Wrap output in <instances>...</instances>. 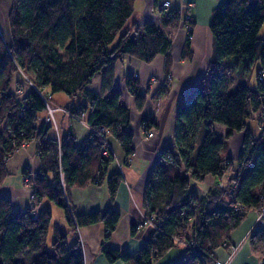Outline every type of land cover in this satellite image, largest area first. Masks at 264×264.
Instances as JSON below:
<instances>
[{"label":"trees","instance_id":"1","mask_svg":"<svg viewBox=\"0 0 264 264\" xmlns=\"http://www.w3.org/2000/svg\"><path fill=\"white\" fill-rule=\"evenodd\" d=\"M135 1L11 0L7 32L0 31V183L9 175L5 158L23 144L36 143L38 168L22 171L35 174L24 183L32 190L26 207L15 211L7 197H0V264H85L77 229L93 224L103 226L100 250L108 263L154 264L183 246L177 264H215L216 251L229 243L247 212L264 209V126L255 136L247 125L258 109L264 120V77L259 79L264 38L258 37L264 0H222L209 23L212 59L181 99L172 146L161 151L142 194V214L165 219L134 254L106 245L120 219L112 202L123 177L108 173L114 154L102 155V146L105 141L115 142L126 160L133 153V135L128 130L129 109L120 103L119 93L104 95L109 78L103 80L99 93L90 90L91 80L125 55L150 62L161 54L166 71L171 65L170 38L161 28L144 22L123 30ZM160 18L162 28L177 27L180 10L170 9ZM183 24L190 27L182 54L188 59L193 22L187 17ZM235 77L237 86L230 92ZM124 83L139 98L136 76H124ZM56 93L69 98L65 114L83 119L89 127L81 143L71 127L53 136L51 121H41L50 96ZM167 93L166 85L153 97L165 98ZM215 124L226 127L225 138L243 133L235 160L223 158V141L214 139ZM152 125L144 124L146 132ZM209 175L225 176L226 186L215 184L199 198L191 185ZM88 185L104 186L110 205L76 215L70 192ZM43 200L62 209L74 233L70 245L57 224L52 225L48 243L52 213ZM137 226L130 225L131 236ZM250 246L255 257L264 256V230L251 236Z\"/></svg>","mask_w":264,"mask_h":264},{"label":"crops","instance_id":"2","mask_svg":"<svg viewBox=\"0 0 264 264\" xmlns=\"http://www.w3.org/2000/svg\"><path fill=\"white\" fill-rule=\"evenodd\" d=\"M163 1L169 2L171 10H180V22L177 27H161V18L154 9ZM221 1L136 0L134 11L129 18L130 24L127 28L134 23L142 24L144 22L153 23L161 28L170 38L171 65L169 70H165L164 56L161 54L154 57L150 62H144L136 57L125 55L121 61H117L108 69L104 68L96 73L91 80L90 90L99 93L103 80L109 78L104 95L111 96L114 92L119 93L120 103L129 109L130 122L128 130L133 135L134 158L128 164L124 163L125 156L118 145L113 141L110 143L114 159L108 166L107 171L108 173H120L123 177L112 202V206L120 213V219L106 242V245L111 248L126 250L134 254L151 235V228H146L136 230L135 235L131 236L130 225H136L139 221L142 194L153 165L158 160L163 148L172 146V133L177 107L183 96L204 75L207 65L212 59L213 39L209 30V23L212 10ZM10 2L11 0H0V11H5V17L8 14ZM187 5L190 6L189 10L185 8ZM187 17H190L193 22L189 40L190 57L188 59L182 57L183 46L187 37L183 20ZM0 31L4 34L7 32L6 25H2L1 22ZM128 74H134L137 78L139 98L131 95L125 86L124 76ZM167 74L171 75V78L167 80V96L165 98L153 97L157 91L162 89L161 82ZM15 80H18V76L15 77ZM50 98L55 106L61 108H64L69 102V98L65 94L64 96L53 94ZM55 98L57 101H55ZM261 111L260 109L254 111L251 118L256 120L259 128L264 126ZM44 116L41 118H44ZM55 121L58 130L57 135L66 133L71 127L77 141L81 143L89 134V127L83 119H72L64 112L57 110L55 111ZM147 122L153 124L150 128L153 132L152 136H148L144 129V124ZM55 132L52 131L53 136H55ZM214 134V136H217L216 140L223 141L221 149L223 158L235 160L242 148L243 133L233 132L225 138L226 127L215 124ZM26 167L30 171H36L38 168L35 142L28 143L11 156L7 163L9 175L0 183V197H7L15 211L21 210L29 204L32 190L22 183L12 185L9 179L12 176L16 177L17 173L20 175ZM219 178L221 177L206 176L198 182H193L191 190L201 198L211 186L218 183ZM222 178L225 179V176ZM69 200L76 215L101 210L110 205L104 186L88 185L84 188H74L70 192ZM43 202L44 200L42 205ZM46 206L49 207V205ZM257 216V210H249L243 222L231 233L229 243L238 247L232 258L228 260L227 249L220 248L216 251L217 259L229 261V264L256 263L258 257H255L251 251L250 238L256 231L264 230V228L256 227ZM61 221H65L64 223L69 226L65 217ZM61 221L55 224L64 231V224ZM77 233L83 242L85 264H124L121 261L108 263L101 254L100 244L104 236V229L101 224L80 227ZM183 253L184 247L179 246L167 252L154 264H177L182 259Z\"/></svg>","mask_w":264,"mask_h":264},{"label":"rangeland","instance_id":"3","mask_svg":"<svg viewBox=\"0 0 264 264\" xmlns=\"http://www.w3.org/2000/svg\"><path fill=\"white\" fill-rule=\"evenodd\" d=\"M129 19H128V21L126 22V24H125V26H124V29L123 30H125L126 28H127V26L130 24L129 23ZM0 22L2 23V25H6V28H8L7 27V16L5 17V11H0ZM258 37L259 38H264V23H263V25L261 26V28H260V30H259V33H258ZM264 77V76H263ZM235 80H237V78L235 77V79H234V81L232 82V84L230 85V88H229V90H230V92H233V91H235V89H236V84H235ZM254 83H255V77H254V72H252V74H251V77H250V84L251 85H254ZM64 96V93H56V96ZM51 97V96H50ZM50 100V102H49V104H47V110H46V112H45V114H43V116H44V118H41V121H47L46 119L47 118H49L48 120L49 121H51V124H52V126H53V128H54V131H56L55 133H57V126H56V121H55V111H62V112H64L65 113V111H64V109L63 108H61V107H59V106H55L54 105V103H53V100L50 98L49 99ZM55 101H57L56 100V98H55ZM50 113L52 114V115H50ZM40 121V122H41ZM247 125H248V127H249V129H250V131L254 134V135H258L259 134V132H260V128L258 127V124H257V122H256V120H254V119H249V120H247ZM217 138V136H214V139H216ZM27 144H23L20 148H24L25 146H26ZM115 145V144H114ZM117 145V144H116ZM19 148V149H20ZM18 149V150H19ZM18 150H16V151H18ZM16 151H14L13 152V154L16 152ZM13 154H11V156L13 155ZM11 156L9 157V159L7 160V161H5L6 163H8V161L10 160V158H11ZM133 158H134V154H133ZM126 164V163H125ZM22 174V173H21ZM19 175V173H17V176L15 177V176H12V177H10L11 179H9L11 182H12V185L13 184H15V185H19V184H23L24 186H26L27 188H30L29 186H28V184H24V182H23V180H22V175ZM218 181H221L222 182V185L225 187L226 186V178L224 179V178H219L218 179ZM46 205H49V208H50V211H51V213H52V220H51V223H50V229H49V231H48V243H49V241H50V238H51V234H52V225L53 224H55V223H57V222H60L61 220H62V218H64L63 217V212H62V209L61 208H59L58 206H56L55 204H53V203H51V202H49L48 200H44V202H43V206H46ZM261 211V210H260ZM260 211H258V213L260 212ZM141 214H142V212L140 213V215H139V221H140V218H141ZM63 224H64V231H65V233L67 234V237H66V241H67V243H68V245H70L73 241H74V233L72 232V230H71V226H68V225H66V223H64L65 221H61ZM78 230V229H77ZM138 230H141V229H138ZM81 241V240H80ZM81 244L83 245V242L81 241ZM83 248H84V246H83Z\"/></svg>","mask_w":264,"mask_h":264},{"label":"built area","instance_id":"4","mask_svg":"<svg viewBox=\"0 0 264 264\" xmlns=\"http://www.w3.org/2000/svg\"><path fill=\"white\" fill-rule=\"evenodd\" d=\"M189 5H187L185 8L186 10H189ZM154 11L161 17L166 16L169 12H170V8H169V2L168 1H163L160 4H158ZM186 31L188 32L190 30L189 26H185ZM191 38V35L189 36V39ZM264 76V68H262L259 71V79H263ZM171 78V75L167 74L165 79L163 80V82H161V86H166L167 85V80H169ZM154 81V80H153ZM162 87V88H163ZM50 115H52L50 113ZM49 118H47L46 120H48ZM46 122V121H44ZM153 132L149 129L147 132L148 136H152ZM110 152L112 151V148L110 146V144L105 141L103 143L102 146V155L107 156L110 154ZM133 154L129 155L126 158V164L130 163L133 160ZM9 159V157L5 158V161H7ZM22 176V180L24 183H27L30 179H33L35 177V174L32 173H25V174H21ZM218 186L220 188H223L224 186L222 185L221 181H218ZM234 185L232 187L228 188V193H230L233 189H234ZM235 210H237V208H235ZM181 214H183V211L181 212ZM35 213H33V217L35 218ZM165 219L164 216H149V217H145L143 214H141V218L140 221H138V229H146V228H151L153 230L159 228L163 222V220ZM256 227L257 228H264V209H262L257 216V220H256ZM223 247H225L228 251V260H230L232 258V256L235 254V252L237 251L238 247L237 245H232L230 243H223ZM215 264H229V261H221V260H216ZM255 264H264V256L258 257L257 261Z\"/></svg>","mask_w":264,"mask_h":264}]
</instances>
